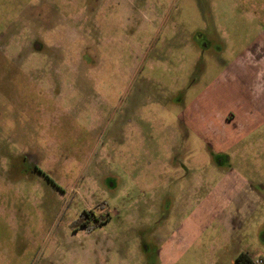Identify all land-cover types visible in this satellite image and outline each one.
I'll return each mask as SVG.
<instances>
[{
  "label": "rangeland",
  "instance_id": "rangeland-1",
  "mask_svg": "<svg viewBox=\"0 0 264 264\" xmlns=\"http://www.w3.org/2000/svg\"><path fill=\"white\" fill-rule=\"evenodd\" d=\"M242 253L264 260V0H0V264Z\"/></svg>",
  "mask_w": 264,
  "mask_h": 264
},
{
  "label": "flooded vegetation",
  "instance_id": "flooded-vegetation-1",
  "mask_svg": "<svg viewBox=\"0 0 264 264\" xmlns=\"http://www.w3.org/2000/svg\"><path fill=\"white\" fill-rule=\"evenodd\" d=\"M83 220L81 223H79L77 226H75L74 231H79V230H86L89 229L91 226H94V229L97 227L102 226L105 221L98 222V218L92 213V212H83ZM108 216V213L106 214ZM93 229V230H94ZM262 260V259H261ZM262 264H264V260H262ZM237 263L238 264H258L257 262H253L249 255L247 253H242L238 258H237Z\"/></svg>",
  "mask_w": 264,
  "mask_h": 264
},
{
  "label": "trees",
  "instance_id": "trees-1",
  "mask_svg": "<svg viewBox=\"0 0 264 264\" xmlns=\"http://www.w3.org/2000/svg\"><path fill=\"white\" fill-rule=\"evenodd\" d=\"M82 220H83V215L80 216V220H79V222L76 225H78L79 223H81ZM89 229H94V226H91Z\"/></svg>",
  "mask_w": 264,
  "mask_h": 264
},
{
  "label": "built area",
  "instance_id": "built-area-1",
  "mask_svg": "<svg viewBox=\"0 0 264 264\" xmlns=\"http://www.w3.org/2000/svg\"><path fill=\"white\" fill-rule=\"evenodd\" d=\"M262 262H263L262 260H258V261H257V263H259V264H262Z\"/></svg>",
  "mask_w": 264,
  "mask_h": 264
}]
</instances>
